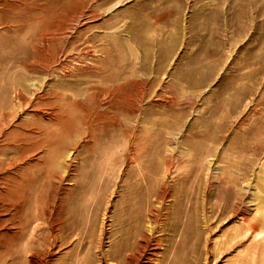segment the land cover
Returning <instances> with one entry per match:
<instances>
[{"label": "rangeland", "instance_id": "rangeland-1", "mask_svg": "<svg viewBox=\"0 0 264 264\" xmlns=\"http://www.w3.org/2000/svg\"><path fill=\"white\" fill-rule=\"evenodd\" d=\"M0 264H264V0H0Z\"/></svg>", "mask_w": 264, "mask_h": 264}]
</instances>
